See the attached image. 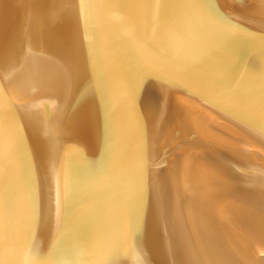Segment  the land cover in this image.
<instances>
[{
    "label": "water",
    "instance_id": "1",
    "mask_svg": "<svg viewBox=\"0 0 264 264\" xmlns=\"http://www.w3.org/2000/svg\"><path fill=\"white\" fill-rule=\"evenodd\" d=\"M240 190L264 0H0V264H264Z\"/></svg>",
    "mask_w": 264,
    "mask_h": 264
},
{
    "label": "bare ground",
    "instance_id": "2",
    "mask_svg": "<svg viewBox=\"0 0 264 264\" xmlns=\"http://www.w3.org/2000/svg\"><path fill=\"white\" fill-rule=\"evenodd\" d=\"M153 105H155V102L154 101H153ZM198 170L200 171L201 169H198ZM205 175H206L205 172H202V173H200L198 175V171H196L195 179L197 180V183L198 184L199 183H203V181L205 179ZM208 192L210 194L213 193L212 195H218V193H219V192L207 191L206 190V192H204V195L207 198L210 197V195H209ZM228 193L231 194L232 196H234L236 192H232L231 193V192H228V190H226L225 194H222V195H225L226 196V195H228ZM257 198H256V195L255 194H252V192H250V191L240 190V200L242 201V199H243V201H245V203H243L241 205V208H243V210H245L244 208H246V210H245L246 211V215H247L246 218L249 217V219H248L250 221L249 223H251L250 225H252V227H250L251 230L249 231V235L252 238L254 236L255 239L258 240L261 243V245H262V244H264V230L263 229L259 230V228L261 227L260 224L263 225V223H264L263 222L264 221V214H263L262 207L261 206L259 207V205H258ZM258 200H259V198H258ZM252 201H254V202H252ZM258 209L260 210L261 214H259ZM257 224H259V225H257ZM250 233H252V234H250ZM252 241H253V239H252ZM258 249L260 250V248H258Z\"/></svg>",
    "mask_w": 264,
    "mask_h": 264
}]
</instances>
